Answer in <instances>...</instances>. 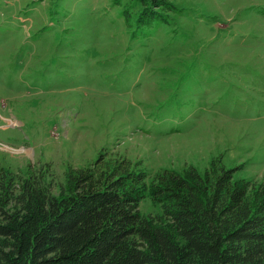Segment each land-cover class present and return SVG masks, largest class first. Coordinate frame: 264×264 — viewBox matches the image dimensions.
I'll use <instances>...</instances> for the list:
<instances>
[{"label": "rangeland", "instance_id": "1", "mask_svg": "<svg viewBox=\"0 0 264 264\" xmlns=\"http://www.w3.org/2000/svg\"><path fill=\"white\" fill-rule=\"evenodd\" d=\"M262 6L0 0V167L49 163L58 192L101 153L148 181L221 157L236 179L264 182ZM140 210L163 214L149 195Z\"/></svg>", "mask_w": 264, "mask_h": 264}, {"label": "trees", "instance_id": "2", "mask_svg": "<svg viewBox=\"0 0 264 264\" xmlns=\"http://www.w3.org/2000/svg\"><path fill=\"white\" fill-rule=\"evenodd\" d=\"M220 158L148 181L101 153L71 167L58 192L49 163L26 175L2 166L0 264H264V182L236 179ZM147 195L162 215L141 213Z\"/></svg>", "mask_w": 264, "mask_h": 264}]
</instances>
